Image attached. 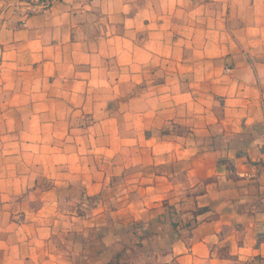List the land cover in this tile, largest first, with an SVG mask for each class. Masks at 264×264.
I'll list each match as a JSON object with an SVG mask.
<instances>
[{"label": "crops", "instance_id": "1", "mask_svg": "<svg viewBox=\"0 0 264 264\" xmlns=\"http://www.w3.org/2000/svg\"><path fill=\"white\" fill-rule=\"evenodd\" d=\"M21 1L0 264H264V0Z\"/></svg>", "mask_w": 264, "mask_h": 264}, {"label": "built area", "instance_id": "2", "mask_svg": "<svg viewBox=\"0 0 264 264\" xmlns=\"http://www.w3.org/2000/svg\"><path fill=\"white\" fill-rule=\"evenodd\" d=\"M60 0H23L16 3L13 8V13L18 18L17 26L26 28L29 20L38 14L45 13L53 8ZM227 69L226 72H230Z\"/></svg>", "mask_w": 264, "mask_h": 264}]
</instances>
